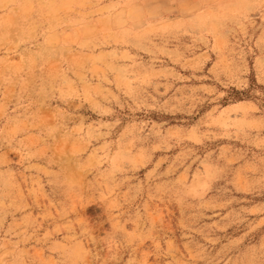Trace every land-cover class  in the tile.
<instances>
[{
	"label": "rangeland",
	"instance_id": "obj_1",
	"mask_svg": "<svg viewBox=\"0 0 264 264\" xmlns=\"http://www.w3.org/2000/svg\"><path fill=\"white\" fill-rule=\"evenodd\" d=\"M0 264H264V0H0Z\"/></svg>",
	"mask_w": 264,
	"mask_h": 264
}]
</instances>
